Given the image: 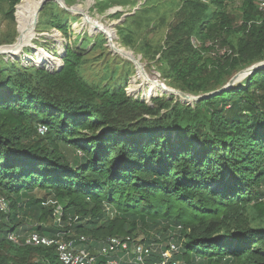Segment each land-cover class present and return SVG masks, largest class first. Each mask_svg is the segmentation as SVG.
Wrapping results in <instances>:
<instances>
[{
	"label": "trees",
	"instance_id": "obj_1",
	"mask_svg": "<svg viewBox=\"0 0 264 264\" xmlns=\"http://www.w3.org/2000/svg\"><path fill=\"white\" fill-rule=\"evenodd\" d=\"M24 1L0 0L4 16L14 20ZM228 1L235 0H145L117 34L154 60L168 85L210 93L264 62V7L239 0L235 16ZM175 10L162 44H136L134 30L163 24ZM76 20L50 1L37 29L68 38ZM98 37L78 48L65 41L62 66L52 70L0 56V194L9 206L0 264H61L54 247L8 238L25 219L35 222L28 233L61 235L90 250L108 236H130L156 249L178 244L180 264H264V67L193 105L148 104L127 95L132 68L106 64L103 74H83L91 60L82 48ZM36 190L44 197L31 196ZM158 258L156 250L146 264Z\"/></svg>",
	"mask_w": 264,
	"mask_h": 264
},
{
	"label": "rangeland",
	"instance_id": "obj_2",
	"mask_svg": "<svg viewBox=\"0 0 264 264\" xmlns=\"http://www.w3.org/2000/svg\"><path fill=\"white\" fill-rule=\"evenodd\" d=\"M29 1L37 3L36 0ZM96 1L97 0H64L65 5L68 8H71L74 11H76L75 8L85 11L91 19H98L103 25L109 27L115 33L114 42L116 45L131 52L136 56L137 59L139 58V61L142 63L141 65L143 66L147 75L149 74L151 78H155L171 91L167 92L152 90V88L147 83L139 79L133 82V78L136 76V67L128 59L116 52H113L109 46L106 35L103 34L102 31H95L89 25H86L83 21L82 15H74L77 17V20L71 24V31L68 38L62 36V34L54 28H48L40 32L37 29L36 24L33 39L27 46L22 48L17 54H0V56H3L5 59L12 60L13 62H20L23 65L33 64L38 67H44L45 69L52 70L62 66L61 57L64 53L65 41L69 42L74 48H78L80 47V44L84 38H93L95 36L102 35L103 38H97L95 46V43H93L91 40L82 48V52L89 60H91L89 65L81 66L83 74L86 77H91L95 74H101V68L106 64L111 69L114 66H119V71H122L123 68H132L133 73L129 77L126 87V92L129 97L140 98L141 100L146 101L148 104H150L153 99L173 98L175 101L193 105L196 100L192 98V94L185 93L180 88L168 85L157 70V65L154 60H151L149 59V56L142 54L138 48H131L130 46L123 45L120 41L116 27L124 21L126 16L133 14L135 11H139L145 0H112L113 2L117 3H112L103 12L98 11V9L95 7ZM174 1L178 3L180 0ZM51 2L56 3L55 1ZM18 4H20V2ZM18 4L15 6L14 20H9L6 16H4L6 4L2 2L0 5V46L13 45L16 42L18 32L17 18L15 13L17 12ZM227 6L231 13H233L235 16H238L239 0L228 1ZM116 12H119L120 14L115 16ZM176 12L177 11L175 10L174 16H172L173 13L168 16L166 22L163 24L162 22L157 23L159 20L152 21L151 23L149 22L145 27L139 30H134L135 33L133 34V38L138 39L136 40V44L137 42L141 44L146 42L153 46L162 44L166 33L169 31V26L174 24L176 20ZM239 72H236L233 76L227 79L224 85L229 83V81ZM241 81L242 80H238L235 84ZM179 92L189 95L190 99L187 100L186 98L182 97L180 94H178ZM31 196L42 198L44 197V192L36 190ZM45 203L46 205L52 204L50 196L45 197ZM49 222L52 223L51 219ZM34 223L35 222L30 219H25L21 231L18 233V235H14L13 233V236L25 238L28 234L27 228H29Z\"/></svg>",
	"mask_w": 264,
	"mask_h": 264
},
{
	"label": "built area",
	"instance_id": "obj_3",
	"mask_svg": "<svg viewBox=\"0 0 264 264\" xmlns=\"http://www.w3.org/2000/svg\"><path fill=\"white\" fill-rule=\"evenodd\" d=\"M264 0H259V8L263 9ZM113 38V37H112ZM114 40V38H113ZM42 132L43 129L39 128ZM9 206L6 198L0 194V221L1 215L7 214ZM60 208L57 207L54 212L53 222H59ZM8 238L16 241L17 236L9 234ZM84 241V237H80ZM24 243L32 246L54 247L58 261L61 264H96L99 256L106 257L105 264H146V260L156 250L159 258L151 264H180L173 256L178 253L179 245L169 242L167 247L154 248L153 245H146L140 242V238H131L130 236H108L99 242L97 248L90 250L86 247H76L71 240L64 239L61 235L46 236L37 232H31L24 238Z\"/></svg>",
	"mask_w": 264,
	"mask_h": 264
},
{
	"label": "bare ground",
	"instance_id": "obj_4",
	"mask_svg": "<svg viewBox=\"0 0 264 264\" xmlns=\"http://www.w3.org/2000/svg\"><path fill=\"white\" fill-rule=\"evenodd\" d=\"M62 1V0H57ZM40 0L37 1V3L30 2L29 0H25L24 2L18 4L17 6V12L15 13V16L17 18V32L18 36L16 39V42L13 45L8 46H0V53L5 52L7 54H17L22 48L27 46L31 40L33 39L34 33H35V22H36V11L38 8ZM76 11L80 13L83 17V21L86 25H89L93 30L95 31H102L107 36L115 37L114 32L107 26L103 25L98 19H91L85 11H82L80 9L75 8ZM113 50L116 51L118 54L123 56L126 59H132L135 61L136 65V76L133 78V82L137 79L147 83L152 90H159V91H171L166 86L161 84L158 80L155 78H151L149 74L145 72L143 66L141 65L140 61L137 60L136 56L132 54L131 52L119 47L116 44L111 45ZM135 59V60H134ZM241 76H239V79ZM156 92V91H155ZM161 93V92H160ZM190 97V96H189ZM189 97H185L187 100H189Z\"/></svg>",
	"mask_w": 264,
	"mask_h": 264
},
{
	"label": "water",
	"instance_id": "obj_5",
	"mask_svg": "<svg viewBox=\"0 0 264 264\" xmlns=\"http://www.w3.org/2000/svg\"><path fill=\"white\" fill-rule=\"evenodd\" d=\"M50 1H55L57 4H58V6L61 8V9H63V10H65V11H67V12H69L70 14H72V15H80V13H78V12H74L71 8H68L66 5H65V2H64V0H62V1H57V0H40V2H39V5H38V8H37V11H36V22H35V27H36V24H37V18H38V14H39V12L43 9V7L45 6V4H47L48 2H50ZM103 34H105L104 32H103ZM115 34V33H114ZM106 35V34H105ZM106 38H107V40H108V43H109V46H110V48H111V50L113 51V52H116V51H114L113 50V48H112V44H116L115 42H114V40H113V38L111 37V36H107L106 35ZM2 47V46H1ZM117 53V52H116ZM1 55H3V54H7V53H5V52H1L0 53ZM135 60V59H134ZM129 61L136 67V65H135V61H133L132 59H129ZM262 67H264V62H259V63H255V64H253V65H251L250 67H247V68H245V69H243V70H241L237 75H235L230 81H229V83H227L226 85H224V86H222L220 89H218V90H215V91H213V92H210V93H206V94H203V95H192L193 97V99L194 100H199V99H202V98H208V97H211V96H214V95H216V94H219V93H222V92H224V91H226V90H228L229 88H231L238 80L240 81V80H243L247 75H249L251 72H253L255 69H258V68H262ZM239 76H241V78L239 79ZM178 94H180L182 97H189V95H187V94H185V93H182V92H179Z\"/></svg>",
	"mask_w": 264,
	"mask_h": 264
}]
</instances>
